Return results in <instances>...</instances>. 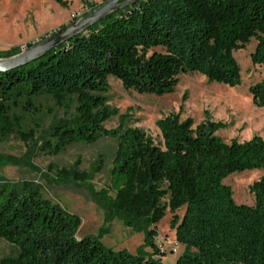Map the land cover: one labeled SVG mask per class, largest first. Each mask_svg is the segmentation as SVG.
<instances>
[{
  "label": "trees",
  "instance_id": "1",
  "mask_svg": "<svg viewBox=\"0 0 264 264\" xmlns=\"http://www.w3.org/2000/svg\"><path fill=\"white\" fill-rule=\"evenodd\" d=\"M88 7L87 13L99 5ZM252 40L251 64L264 67V0H140L43 58L0 72V141L12 134L33 139L15 111L36 116L38 97L74 106L71 118L47 131L40 152L56 156L72 144L115 140L109 186L94 201L105 213L104 225L120 218L143 233L134 253L114 251L100 241L108 227L79 237L80 218L46 199L37 184L0 180V240L17 250L0 264H161L157 224L167 211L183 248L174 264H264V176L249 186L252 206L234 204L223 184L231 174L264 169L263 138L226 143L215 135L225 124L206 120L193 128L191 119L181 120L182 107L156 122L159 141L139 128H105L113 115L108 77L126 91L158 97L174 93L186 74L237 87L234 53ZM17 53L0 52V59ZM248 93L256 108L264 107V82ZM77 165L56 170L54 183L84 186L89 176Z\"/></svg>",
  "mask_w": 264,
  "mask_h": 264
},
{
  "label": "rangeland",
  "instance_id": "2",
  "mask_svg": "<svg viewBox=\"0 0 264 264\" xmlns=\"http://www.w3.org/2000/svg\"><path fill=\"white\" fill-rule=\"evenodd\" d=\"M63 1L66 8L60 7L54 0H0V52L12 49L19 53L25 51L28 44L38 43L61 26L86 15L89 4L101 6L110 0ZM254 48L255 41L252 40L245 49L234 53L240 67L241 85L233 88L209 83L199 74H186L179 77L174 93L158 97L126 91L118 80L108 77L106 103L113 110V115L105 123V128H139L159 141L156 122L178 113L182 107L181 120L191 119L193 128L206 120L225 124V128L215 135L226 143L231 140L248 141L253 136L264 139V107L256 108L248 93L251 85L264 82V67L253 66L250 61ZM34 103L38 110L34 117L20 110L15 111V115L21 118L22 129L33 131V139L24 142L18 134H12L0 141V180L34 182L46 199L80 218L79 237L97 235L102 227H108L107 235L100 239L101 243L114 251L125 249L134 253L143 244V233L129 228L120 218L104 225L105 213L94 201L95 194L109 186L117 142L101 138L93 144H72L56 156L42 154L39 148L47 131L56 122L71 118L74 106L61 108L48 96L38 97ZM76 164L79 172L89 176L84 186L77 187L71 182L54 183L56 170H68ZM99 164L101 168L97 171ZM263 176L264 169L244 171L229 175L223 184L230 187L234 204L252 206L254 197L248 191L249 186ZM177 214L181 216L182 210ZM171 217L167 211L157 224L156 244L165 250L162 264H174L183 251L176 244L170 228ZM172 248H176V253L171 252ZM16 252L15 247L0 240V260L14 256Z\"/></svg>",
  "mask_w": 264,
  "mask_h": 264
},
{
  "label": "water",
  "instance_id": "3",
  "mask_svg": "<svg viewBox=\"0 0 264 264\" xmlns=\"http://www.w3.org/2000/svg\"><path fill=\"white\" fill-rule=\"evenodd\" d=\"M140 0H110L86 15L68 23L62 28L44 37L35 44H28L27 49L8 58L0 59V72H7L35 62L50 51L59 48L74 37H77L95 26L110 14L131 6Z\"/></svg>",
  "mask_w": 264,
  "mask_h": 264
},
{
  "label": "built area",
  "instance_id": "4",
  "mask_svg": "<svg viewBox=\"0 0 264 264\" xmlns=\"http://www.w3.org/2000/svg\"><path fill=\"white\" fill-rule=\"evenodd\" d=\"M176 244H177V243H176ZM156 245H157V244H156ZM158 248H159V247H158ZM159 249L165 251L163 248H159ZM176 251H177L176 248H172V249H171V252H172V253H176Z\"/></svg>",
  "mask_w": 264,
  "mask_h": 264
},
{
  "label": "crops",
  "instance_id": "5",
  "mask_svg": "<svg viewBox=\"0 0 264 264\" xmlns=\"http://www.w3.org/2000/svg\"><path fill=\"white\" fill-rule=\"evenodd\" d=\"M146 252H149L150 253V251H147V250H146ZM162 261H163V259L161 260V264H162Z\"/></svg>",
  "mask_w": 264,
  "mask_h": 264
}]
</instances>
